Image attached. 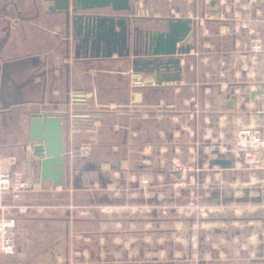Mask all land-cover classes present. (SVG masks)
I'll return each mask as SVG.
<instances>
[{"label":"crops","instance_id":"obj_1","mask_svg":"<svg viewBox=\"0 0 264 264\" xmlns=\"http://www.w3.org/2000/svg\"><path fill=\"white\" fill-rule=\"evenodd\" d=\"M130 1L135 3L137 10L152 2ZM193 2L195 6L192 8L186 5H179L180 8L167 5L166 16L154 14L152 18L157 21L148 19L141 26H138V22L142 23L139 13L137 12L136 17L131 16L132 19L135 18V25L131 29V46L135 26L141 30L145 39L148 31L156 32L150 25L164 29L162 18L172 14L173 18L192 19L195 23L185 41V44L193 47L189 55L181 57V79L176 84L145 86L142 95L132 97L130 87L134 76L131 63L133 54L121 57L114 53L109 58H90L91 49L79 40L80 36L76 31L75 21L77 22L78 16L82 18L78 24L83 37L92 17L117 16L111 8L70 12L67 16L56 11L53 0H0V143L8 142L6 149L0 147V157L13 158L14 169L25 170V178L31 184L30 190L23 193L18 202L5 196L0 197L1 204L12 202L27 205L29 201L25 194L40 191L53 195L66 193L68 200H74V190L89 192L90 186L99 190L94 179L83 183L86 175L78 174H87L89 171L101 175L105 172L113 174L114 165L117 171L125 169L127 162L129 166L133 163V168H136L138 156L144 159H150L154 154L165 157L170 150L179 158L210 157L211 163L222 169L226 168L214 161L230 160L233 165L227 169L235 167L237 163L229 157L233 155L239 159L234 153L232 134L235 136L239 128L247 126L259 127L264 134V85L256 87L250 86L249 81L243 82L245 78L250 79L254 75L253 70L249 74L247 64L243 66L241 63V68L227 66L217 70L218 65L225 64L229 56L235 63L245 61L248 52L242 51L245 43L241 35L233 39L234 51L216 52L206 42L205 37H210L208 33L212 28L207 25L213 24L219 29L217 32L221 36L230 33L229 29L242 34L245 27L241 23H234V26L228 23L233 27H222V15L208 18L204 15L206 10L197 5L200 0ZM215 6L211 3L209 10L218 14L219 7L213 9ZM149 8L151 13L155 12L151 4ZM225 8L222 11L228 12L227 7ZM124 15L130 16L127 13ZM228 35L233 36L231 33ZM200 56L205 58L197 60L210 63L212 71L202 72L196 67L195 57ZM253 56H249V60L252 63L256 60L257 75L264 77V54ZM141 58L148 57L142 54ZM202 75L208 81L213 77L216 82L201 84L204 82ZM218 76L225 79L217 82ZM142 77L143 82H148L152 74L144 73ZM75 91H82L88 104L71 105V117H63L67 159L63 185H56L52 180L39 182L40 161L31 154L32 115L43 113L63 116ZM123 94H130L128 103L120 100ZM76 114L89 115V119H75ZM76 140H79V144H76ZM81 144H91V150L93 148L94 151H100L99 161H85L87 164L83 170L74 160L80 155L78 149ZM108 153L110 155H106ZM260 157V169L264 170V152H261ZM197 166L201 167L200 160ZM100 180L98 179L99 182ZM78 182L80 186H76ZM90 192L93 200L95 197L101 202L104 198L98 196V193L94 195V192ZM56 207V210L53 207L44 210L42 207H34L33 211L17 218V251L13 255L0 253V264H12L13 259H18L23 264L54 263L56 241L59 238L56 232L58 224L62 221L66 231L73 227L70 217L72 214L69 212L71 206L66 204ZM2 211L6 215V211ZM55 213L63 215V219H57ZM94 217L96 216L87 217V220H93ZM104 229V223L100 227L97 224L98 244L104 242ZM240 236L235 235L237 238ZM221 244H215L214 253L224 254L226 262L215 264H229L227 260L234 261L233 264H242L238 262V259L243 258L242 255L231 256L240 253L239 249H243L242 247Z\"/></svg>","mask_w":264,"mask_h":264},{"label":"rangeland","instance_id":"obj_2","mask_svg":"<svg viewBox=\"0 0 264 264\" xmlns=\"http://www.w3.org/2000/svg\"><path fill=\"white\" fill-rule=\"evenodd\" d=\"M188 1L152 0L149 5L153 6L154 13H151L149 5L141 10L136 9L142 21L138 22V26L148 19L157 21L152 18L154 14L166 16L167 5L176 8L179 5L190 8L195 6L193 0L189 1L190 3ZM211 3L219 7L218 14L210 12ZM197 5L206 10L204 15L208 18L222 15V27L228 23L233 26L234 23H241L245 27L242 34L229 29L228 32L233 36H229L230 33L221 36L218 34L219 29L213 24L207 25L212 28L208 33L210 37L205 39L216 52L234 51L233 39L241 35L245 43L242 51L249 53L246 54L245 61L238 63L233 62L234 59L229 56L225 64L218 65L217 70L227 66L240 67L241 63L243 66L247 64L249 74L253 70L254 75L253 78H245L243 82L249 81L250 86L256 87L264 85V77L257 75L256 60L253 63L249 60V56L264 54V0H200ZM215 7L213 9H218ZM225 7L228 12L222 11ZM171 16L173 17V14ZM205 22L209 23L208 20ZM228 26L233 27L230 24ZM152 27L153 31L158 32L163 29L157 25H150V28ZM195 58L196 67L202 72L213 70L207 61L204 63L197 60L205 56ZM201 79H204L201 84L208 81L203 75ZM216 79L219 82L225 78L218 76ZM208 82L216 80L210 77ZM233 134L231 137H234ZM76 142L79 144V140ZM7 144L8 142H1L0 147L6 149ZM83 145L81 144L78 150ZM229 157L237 163L232 169L214 166L210 157L179 158L171 150L165 157L154 154L150 159H144L138 156L136 168H133V163L129 166L127 162L125 169L120 171H117L114 165L113 174L105 172L101 175L90 171L87 174H78L87 176L83 183L93 179L97 182L99 190L96 191L90 186V191L94 192V195L98 193V196L104 197L101 202L95 197L94 200L91 199L90 191L74 190V200H68L66 193L53 195L40 191L25 194L29 201L27 205L3 201L2 205L5 207L6 216L16 221L22 214L33 211L34 207H42V210L53 207L56 210V205L71 206L69 212L72 214L70 217L73 227L72 230L66 231L62 221L58 224L56 232L59 238L56 241L57 250L53 264L225 263L224 254L214 253V246L219 243H222V246L242 247L243 249H239L240 253L231 255H242L243 258L238 259L239 263L264 264V170L248 168L242 158L237 159L233 155ZM98 159L100 151H94L92 148L87 157L79 155L74 160L83 170L87 164L85 161L94 160L96 163ZM198 160L201 161L200 168L197 166ZM98 179H101L100 182ZM76 186H80V182ZM16 205L25 209L20 210ZM30 206L34 207L29 208ZM0 211V217L5 215L2 214L1 208ZM54 216L59 220L63 219V215L58 213ZM90 216L97 218L87 220ZM101 223H104L105 227L104 242L98 244L96 231L97 224L100 227ZM236 234L242 236L237 238ZM16 244L18 248V237ZM227 262L233 264L234 261ZM12 264L23 262L13 259Z\"/></svg>","mask_w":264,"mask_h":264},{"label":"water","instance_id":"obj_3","mask_svg":"<svg viewBox=\"0 0 264 264\" xmlns=\"http://www.w3.org/2000/svg\"><path fill=\"white\" fill-rule=\"evenodd\" d=\"M55 9L59 13L94 11L108 7L117 13L115 17L94 16L88 24L85 36L81 37V27L75 21L79 40L91 49L90 58H109L114 53L119 56L133 54L132 71L134 78L143 83L142 74H152V81L147 85L176 84L181 79V57L189 55L192 47L185 44L195 26L192 19L172 18L168 20L165 32L150 33L147 38L145 56L141 58L131 46L132 26L135 25L137 11L135 3L130 0H53ZM124 13L130 16L124 15ZM135 30L137 27L135 26ZM135 40V39H134ZM133 40V41H134ZM75 97H83L82 104L68 102V109L63 116L36 113L32 115L30 144L32 157L40 161L39 182L52 180L54 184L62 186L65 175L67 159L64 150L63 117H71L72 106H84L88 104L82 91L73 92ZM76 114L75 119L86 118L89 115ZM79 121V120H74ZM214 163L223 168H231L233 163L226 159H217Z\"/></svg>","mask_w":264,"mask_h":264},{"label":"built area","instance_id":"obj_4","mask_svg":"<svg viewBox=\"0 0 264 264\" xmlns=\"http://www.w3.org/2000/svg\"><path fill=\"white\" fill-rule=\"evenodd\" d=\"M130 99V94H123L120 97V100L126 103ZM70 100L72 104L80 105L83 103L84 98L75 97L72 94ZM233 148L236 156L242 158L248 168H260L262 164L260 154L264 150L262 130L259 127L251 126L239 128L235 132ZM79 151L80 156L87 157L90 154L91 147L89 144H84ZM14 166L15 161L13 158L0 157V197L10 196L13 202H18L22 194L30 189L31 184L25 179V170L14 169ZM16 207L20 210L25 209V207L17 205ZM0 208L5 210L1 201ZM16 239L17 221L3 215L0 217V253L5 255L15 254L17 251Z\"/></svg>","mask_w":264,"mask_h":264},{"label":"flooded vegetation","instance_id":"obj_5","mask_svg":"<svg viewBox=\"0 0 264 264\" xmlns=\"http://www.w3.org/2000/svg\"><path fill=\"white\" fill-rule=\"evenodd\" d=\"M172 18H173L172 16H167V17L162 18V21L164 22L165 26H164V29L160 32H165L167 30L168 20L172 19ZM135 31H136L134 33V39L135 40L133 39L134 40L133 45H134L135 49H133L132 51L135 50L136 52H138L139 56L141 57V55L145 53V50L147 47V44H146L147 41L146 40H147L148 36L150 35V33H158V31H156V32H149L148 31L145 35V39L142 37L141 30L138 29V27ZM146 57H148V59L151 58L150 56H146ZM132 61H133V59H132ZM151 81H152V78L148 82H151ZM158 85H160V84H158ZM145 86H156V85H147V82H143L142 84H140L133 76V80H132L131 87H130V92L132 94V97H135L137 94L142 95L143 88Z\"/></svg>","mask_w":264,"mask_h":264}]
</instances>
